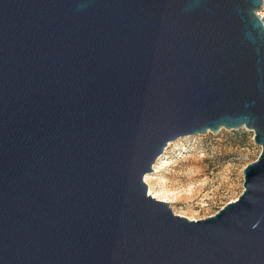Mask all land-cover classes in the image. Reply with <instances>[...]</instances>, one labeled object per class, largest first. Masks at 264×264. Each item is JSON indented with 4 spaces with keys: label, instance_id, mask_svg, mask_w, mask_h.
I'll return each mask as SVG.
<instances>
[{
    "label": "water",
    "instance_id": "95a60500",
    "mask_svg": "<svg viewBox=\"0 0 264 264\" xmlns=\"http://www.w3.org/2000/svg\"><path fill=\"white\" fill-rule=\"evenodd\" d=\"M263 0H0V264H264ZM247 128L242 194L149 193L170 142Z\"/></svg>",
    "mask_w": 264,
    "mask_h": 264
},
{
    "label": "rangeland",
    "instance_id": "374dc122",
    "mask_svg": "<svg viewBox=\"0 0 264 264\" xmlns=\"http://www.w3.org/2000/svg\"><path fill=\"white\" fill-rule=\"evenodd\" d=\"M246 127L183 136L170 142L157 169L148 174L151 186L172 200V208L190 219L216 215L244 189L246 166L263 146Z\"/></svg>",
    "mask_w": 264,
    "mask_h": 264
},
{
    "label": "bare ground",
    "instance_id": "6f19581e",
    "mask_svg": "<svg viewBox=\"0 0 264 264\" xmlns=\"http://www.w3.org/2000/svg\"><path fill=\"white\" fill-rule=\"evenodd\" d=\"M168 148V147H167ZM168 150V149H167ZM167 152L168 151H166L165 152V154H167ZM164 154V155H165ZM163 155V156H164ZM163 156H161L158 160H157V162L155 163V166H154V168H155V171H158V169H157V166H158V161L163 157ZM151 179H152V177L150 176V175H146L145 176V180H146V182H147V184L149 185V193L151 194V196H154V197H156V198H158V199H160V200H163V201H166V202H170V203H172V200L167 196V195H165V193H163V192H161L160 190H156V189H153L152 188V186H151ZM183 216V215H182Z\"/></svg>",
    "mask_w": 264,
    "mask_h": 264
},
{
    "label": "built area",
    "instance_id": "2783aa9c",
    "mask_svg": "<svg viewBox=\"0 0 264 264\" xmlns=\"http://www.w3.org/2000/svg\"><path fill=\"white\" fill-rule=\"evenodd\" d=\"M262 5H263L262 8L257 11V14L260 16V18L262 19V21H264V0H263Z\"/></svg>",
    "mask_w": 264,
    "mask_h": 264
}]
</instances>
